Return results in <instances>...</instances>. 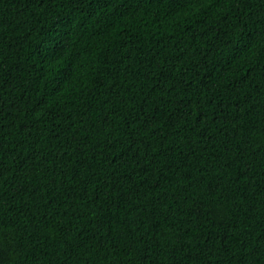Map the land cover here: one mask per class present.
<instances>
[{"label": "trees", "instance_id": "obj_1", "mask_svg": "<svg viewBox=\"0 0 264 264\" xmlns=\"http://www.w3.org/2000/svg\"><path fill=\"white\" fill-rule=\"evenodd\" d=\"M0 264H264V0H0Z\"/></svg>", "mask_w": 264, "mask_h": 264}]
</instances>
